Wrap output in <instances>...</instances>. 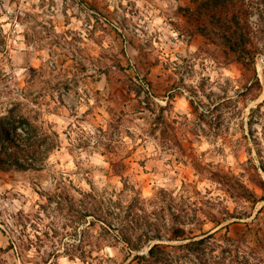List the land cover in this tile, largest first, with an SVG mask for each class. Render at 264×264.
I'll list each match as a JSON object with an SVG mask.
<instances>
[{
  "label": "rangeland",
  "instance_id": "1",
  "mask_svg": "<svg viewBox=\"0 0 264 264\" xmlns=\"http://www.w3.org/2000/svg\"><path fill=\"white\" fill-rule=\"evenodd\" d=\"M23 116L42 159L0 169V264H141L181 224L224 227L173 264H264V0H0Z\"/></svg>",
  "mask_w": 264,
  "mask_h": 264
},
{
  "label": "trees",
  "instance_id": "2",
  "mask_svg": "<svg viewBox=\"0 0 264 264\" xmlns=\"http://www.w3.org/2000/svg\"><path fill=\"white\" fill-rule=\"evenodd\" d=\"M235 41H238L237 38ZM239 44L238 42H235ZM245 51H249L246 47L244 48ZM243 50V51H244ZM250 53V51H249ZM252 54V53H251ZM254 59V56L251 55ZM259 79V78H258ZM260 81V80H259ZM19 124H0V169L2 170H9V169H18V170H25L29 168H35L37 162L40 161L42 158L41 154V145H37L32 142L31 134L27 133L28 124L30 122L26 117H22L19 119ZM22 129V132L18 130V128ZM51 148V147H50ZM86 216L95 215L93 213L86 212ZM174 217L176 214L174 213ZM211 221L216 222L218 225L221 224L217 220V216L215 214L212 215ZM103 221L106 222L103 218L99 217ZM107 223V222H106ZM206 221H204V224ZM224 226H220L216 230H209L205 231L203 227L200 228L199 234L193 233L192 229H187L184 224L180 226L173 225L169 227V238L172 239H184V238H193L189 242L181 243L179 245L173 244H155L153 245L148 253V256L144 255H137L136 258L140 261L141 264H150L151 262L156 264H173L174 259L171 253V250L175 248L179 249H187L192 256L193 255H200L202 252L205 251V246L207 245V238H216L217 231ZM151 229V228H150ZM228 230V226L226 227ZM150 231L144 232L142 236L145 238H164V234L162 231L157 228L154 234L149 233ZM121 238L129 245L132 249H138L139 245H134V241L132 238H135L133 234H131L128 230H124L122 228ZM190 233V235H189ZM229 238H233L232 236H228ZM199 238V239H197ZM135 247V248H134ZM180 259V256L177 260ZM176 260V261H177Z\"/></svg>",
  "mask_w": 264,
  "mask_h": 264
}]
</instances>
